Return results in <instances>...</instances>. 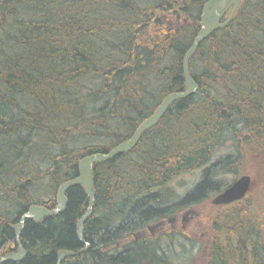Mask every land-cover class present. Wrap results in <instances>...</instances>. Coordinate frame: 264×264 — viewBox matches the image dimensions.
I'll list each match as a JSON object with an SVG mask.
<instances>
[{"label":"trees","instance_id":"1","mask_svg":"<svg viewBox=\"0 0 264 264\" xmlns=\"http://www.w3.org/2000/svg\"><path fill=\"white\" fill-rule=\"evenodd\" d=\"M207 1L0 0V257L18 252L13 226L30 206L55 208L82 157L108 153L166 95L185 91L182 58ZM189 70L194 95L174 102L133 150L93 165L95 206L83 225L90 249L60 264H172L157 247L172 233L131 238L186 211L204 220L191 262L264 264V202L210 203L229 186L218 176L264 156V0H243L199 45ZM198 169L181 198L165 189ZM65 196L62 213L25 222L24 258L2 264H55L59 250L84 247L76 223L88 199L78 186Z\"/></svg>","mask_w":264,"mask_h":264},{"label":"water","instance_id":"2","mask_svg":"<svg viewBox=\"0 0 264 264\" xmlns=\"http://www.w3.org/2000/svg\"><path fill=\"white\" fill-rule=\"evenodd\" d=\"M242 1L243 0H208L204 3L200 13L199 30L182 58V74L184 78L185 91L174 92L166 95L154 112L140 123L131 137L116 145L108 153H93L82 157L78 161L77 165L78 176L75 179L66 181L59 186L56 193V207L53 209H47L43 206L32 205L28 208L26 213L20 217L18 223L13 226L15 240L18 245V252L8 253L0 257V264L6 261L18 262L24 258L25 252L21 246L20 234L23 230L25 222L30 220L35 223H40L45 218H50L54 215L62 213L67 204L65 193L74 186L80 187L88 199L86 212L76 223L77 237L84 247L77 252L59 250L57 252L55 264H60L65 258L74 257L81 252H84L89 247V243L84 241L83 225L92 215L95 206L96 192L93 182V165L105 162L117 155L128 153L133 150L140 141L142 135L160 122L169 107L174 102L189 98L198 91L199 87L190 75V58L203 41L208 39L215 31L226 27L231 22ZM226 15L227 17H225ZM250 188V177L248 175H242L238 177L229 187L217 194L211 200V204L214 206H221L240 201L245 198L246 194L250 191Z\"/></svg>","mask_w":264,"mask_h":264},{"label":"rangeland","instance_id":"3","mask_svg":"<svg viewBox=\"0 0 264 264\" xmlns=\"http://www.w3.org/2000/svg\"><path fill=\"white\" fill-rule=\"evenodd\" d=\"M166 15L163 14L162 16H164V18L166 19ZM167 17H170V15H167ZM170 18L174 19L176 24L181 23L179 21L180 17L178 15L177 17H174L173 15ZM182 21H184V19H182ZM89 144L100 145V144H104V141L92 140L89 141ZM224 154L225 151H221L217 155H215V158L220 157ZM259 155L260 153L257 154L256 156ZM253 160L254 161L256 160V162H250V163L249 161L244 162L242 167L240 166L237 169V171H235L234 174L231 173L222 174L218 176V178L221 181L220 184H224L225 187H227L238 177L242 175H248L251 179V188L249 193L246 195L244 202L246 205L251 204L256 208H259L262 206L264 202V156L258 157L257 159H253ZM199 179H200V170L198 169L192 171L191 173H186L176 177L173 181H171L168 184L167 187H165V189L168 191V193L173 194L175 196L174 197L175 199L177 198L179 199L182 196H184L186 193L193 190L194 186L197 184ZM215 196L216 195H213L210 199H213ZM201 210L204 212V205ZM170 219H174V222H169ZM163 223H164L163 227L160 228L158 233L154 235L152 238L154 239L156 238L155 240L160 241V239L162 238L159 239L158 237H162L167 233L168 234L172 233V235L170 237L171 239L169 240L168 238L162 239L160 243H158L157 247L159 249H164L167 252L169 256V260L171 261L172 264H198L197 258L196 261L194 262H191L189 258L192 257L193 255L196 256L195 251L197 250V245L200 244L199 241L196 240L195 238L200 240H203L204 238L205 232L202 231V229L204 230V227L202 226L204 225V220L196 222V216L194 220L192 218V213L190 211H186L184 213H179L178 215L168 217L167 219L163 220ZM182 233H184V235L186 236L194 238L193 242H187V241L186 243L179 242L180 239H178V236H180V234ZM131 239H134V237H132ZM147 240H153V239H147ZM116 248H117L116 244L114 243L112 246H110L109 251ZM88 249H90V245L85 251H87Z\"/></svg>","mask_w":264,"mask_h":264},{"label":"flooded vegetation","instance_id":"4","mask_svg":"<svg viewBox=\"0 0 264 264\" xmlns=\"http://www.w3.org/2000/svg\"><path fill=\"white\" fill-rule=\"evenodd\" d=\"M169 222H174V219H171ZM163 225L164 223L161 221L152 223L151 225H146L145 229L141 230V232H139L138 234L133 235L135 242L146 240L148 239V237H153L158 233L159 229L162 228ZM124 244H126L125 241H121L120 243L116 242L117 249L120 250L121 247L124 246Z\"/></svg>","mask_w":264,"mask_h":264},{"label":"bare ground","instance_id":"5","mask_svg":"<svg viewBox=\"0 0 264 264\" xmlns=\"http://www.w3.org/2000/svg\"><path fill=\"white\" fill-rule=\"evenodd\" d=\"M151 8V7H150ZM146 9H147V7H146ZM20 27V26H19ZM222 191V190H221ZM35 205V204H34ZM56 207V206H55ZM132 222V221H131ZM165 222V221H164ZM76 232H77V229H76Z\"/></svg>","mask_w":264,"mask_h":264}]
</instances>
